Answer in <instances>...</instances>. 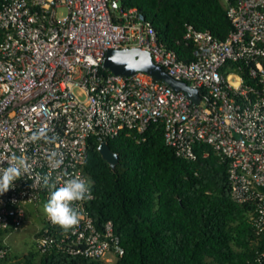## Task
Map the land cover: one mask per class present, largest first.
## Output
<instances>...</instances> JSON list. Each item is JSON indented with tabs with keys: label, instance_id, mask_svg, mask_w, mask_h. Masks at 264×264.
Masks as SVG:
<instances>
[{
	"label": "built area",
	"instance_id": "built-area-1",
	"mask_svg": "<svg viewBox=\"0 0 264 264\" xmlns=\"http://www.w3.org/2000/svg\"><path fill=\"white\" fill-rule=\"evenodd\" d=\"M219 2L232 29L218 40L186 25L183 40L193 47L187 63L122 0H0V170L13 154L30 165L0 194L3 244L26 222L27 206L48 202L69 178L89 181L83 169L90 139L99 146L156 123L177 158L195 161V146L206 145L227 165L231 198L253 207L249 220L264 241V0ZM121 49L147 51L170 77L196 89L199 103L146 73L105 70L107 51ZM41 130L46 138L33 141ZM91 196L73 203L80 220L67 231L47 216L34 237L38 254L105 264L123 255L112 222L95 226ZM6 254L0 248V259Z\"/></svg>",
	"mask_w": 264,
	"mask_h": 264
},
{
	"label": "trees",
	"instance_id": "trees-1",
	"mask_svg": "<svg viewBox=\"0 0 264 264\" xmlns=\"http://www.w3.org/2000/svg\"><path fill=\"white\" fill-rule=\"evenodd\" d=\"M122 5L137 8L159 41L187 63L193 47L183 40L186 25L218 40L232 29L219 0H122ZM107 143L119 157L115 169L90 139L83 170L93 194L87 211L97 228L112 222L124 251L113 264H264L258 261L264 241L249 220L253 207L232 200L227 165L208 146H195V161L177 158L158 123L142 134L121 132ZM3 236L0 248L7 249ZM32 250L19 264H105Z\"/></svg>",
	"mask_w": 264,
	"mask_h": 264
},
{
	"label": "clouds",
	"instance_id": "clouds-1",
	"mask_svg": "<svg viewBox=\"0 0 264 264\" xmlns=\"http://www.w3.org/2000/svg\"><path fill=\"white\" fill-rule=\"evenodd\" d=\"M45 137L44 130L34 133L31 139L36 141ZM56 153L50 155V160H53ZM59 166L60 161H55ZM30 165L26 158L13 154L6 168L0 170V194L6 193L14 186V181L20 179L22 175L28 173ZM44 183L47 186L49 181L45 177ZM52 187H55L52 185ZM91 182L79 176L67 179L62 186L56 188L48 202L44 205V211L50 221L60 226L65 231L78 225L80 220V212L72 205L74 202L91 199Z\"/></svg>",
	"mask_w": 264,
	"mask_h": 264
},
{
	"label": "water",
	"instance_id": "water-1",
	"mask_svg": "<svg viewBox=\"0 0 264 264\" xmlns=\"http://www.w3.org/2000/svg\"><path fill=\"white\" fill-rule=\"evenodd\" d=\"M103 68L114 75L131 76L136 72H143L152 76L157 81H162L175 92H183L186 98L194 104H198L200 99L198 91L191 88L186 83L175 80L164 72L160 66L152 62L147 51L140 49L108 50L103 62ZM101 158L114 170L119 162V157L103 142L98 146Z\"/></svg>",
	"mask_w": 264,
	"mask_h": 264
},
{
	"label": "rangeland",
	"instance_id": "rangeland-1",
	"mask_svg": "<svg viewBox=\"0 0 264 264\" xmlns=\"http://www.w3.org/2000/svg\"><path fill=\"white\" fill-rule=\"evenodd\" d=\"M43 202L39 206L29 205L26 207V222L17 231L7 234L4 237V245L7 247L8 258L1 264H19L25 254L35 251L34 237L37 231H40L44 225L47 215L44 211ZM112 264V263H111Z\"/></svg>",
	"mask_w": 264,
	"mask_h": 264
}]
</instances>
